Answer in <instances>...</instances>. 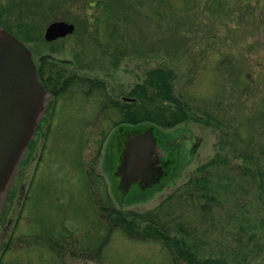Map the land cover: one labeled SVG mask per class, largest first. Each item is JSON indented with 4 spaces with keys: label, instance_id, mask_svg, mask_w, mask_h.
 <instances>
[{
    "label": "rangeland",
    "instance_id": "374dc122",
    "mask_svg": "<svg viewBox=\"0 0 264 264\" xmlns=\"http://www.w3.org/2000/svg\"><path fill=\"white\" fill-rule=\"evenodd\" d=\"M0 14L37 66L50 56L89 80L49 101L0 210V264H184L174 242L200 261L264 264V0H0ZM54 21L75 32L47 42ZM159 69L189 120L158 128L167 173L122 203L110 102ZM114 208L154 212L171 240L130 239Z\"/></svg>",
    "mask_w": 264,
    "mask_h": 264
},
{
    "label": "water",
    "instance_id": "95a60500",
    "mask_svg": "<svg viewBox=\"0 0 264 264\" xmlns=\"http://www.w3.org/2000/svg\"><path fill=\"white\" fill-rule=\"evenodd\" d=\"M74 32L73 24L57 21L46 28L44 37L51 43ZM53 97L40 78L28 46L0 27V210L20 164L27 158L29 145L37 139ZM167 166L155 127L128 131L114 175L119 179L121 201L135 185L141 191L159 186Z\"/></svg>",
    "mask_w": 264,
    "mask_h": 264
},
{
    "label": "trees",
    "instance_id": "16d2710c",
    "mask_svg": "<svg viewBox=\"0 0 264 264\" xmlns=\"http://www.w3.org/2000/svg\"><path fill=\"white\" fill-rule=\"evenodd\" d=\"M12 12L15 11L11 8ZM5 14L10 13V10H4ZM10 15V14H9ZM4 15L1 14V17ZM10 33H12L9 27H3ZM13 34V33H12ZM15 35V34H13ZM50 56H44L40 59V65L37 66L38 73L42 82L47 87L48 91L52 93L56 99L66 92L72 81H79L81 84L88 82L80 78L67 77L65 70L57 65L52 64L49 58ZM50 64L51 68L48 67ZM173 73L167 70H155L150 72L148 79L142 84L133 89L128 99L131 101H111V107L120 114L119 121L114 123V128L119 125H131L135 126L134 129L139 127H155L169 129L177 126L183 122L189 120V112L186 104L173 94L170 79ZM76 77V78H75ZM89 83V82H88ZM97 88L103 87V84L97 82ZM78 86V85H77ZM85 87V85H82ZM47 119V118H46ZM45 120V119H44ZM43 120L41 128H43L45 121ZM132 129V130H134ZM107 133H105V136ZM33 143L30 144V147ZM26 162V161H24ZM23 162V163H24ZM22 163V164H23ZM21 164V165H22ZM209 167V164L202 166L199 170L205 171ZM15 189L11 192L10 197ZM163 205L160 206L162 208ZM112 222L114 226H119L123 230L124 234L132 240L136 241H148L150 239H161L164 241H170L171 237L167 234V230L164 226L159 224L158 217L154 212H148L145 214H131L126 216L118 209L112 210ZM131 218L132 220H130ZM146 224L145 228H142L140 224ZM174 245L179 250V257L183 260L184 264H223L217 260H203L200 261L189 250H183L178 242H174ZM178 258L176 262L178 263ZM179 264V263H178Z\"/></svg>",
    "mask_w": 264,
    "mask_h": 264
},
{
    "label": "flooded vegetation",
    "instance_id": "af4514ba",
    "mask_svg": "<svg viewBox=\"0 0 264 264\" xmlns=\"http://www.w3.org/2000/svg\"><path fill=\"white\" fill-rule=\"evenodd\" d=\"M9 15V14H7ZM54 22H57V21H54ZM52 22V23H54ZM65 22V21H64ZM52 23H50L47 27H49ZM68 23V22H67ZM73 24V23H71ZM75 26V24H73ZM0 27H9L7 26L4 22H3V19L1 18V14H0ZM18 27V26H17ZM20 27H26V26H20ZM76 27V26H75ZM52 94V93H51ZM54 96V95H53ZM56 98L55 96L53 97V99ZM49 106V105H48ZM110 107V106H109ZM111 108V107H110ZM50 109L51 108H48L47 110V113H46V116L45 118L48 117V115L50 114ZM126 125V124H124ZM120 126V127H119ZM119 131H118V134L114 137V142H115V146H118V151L120 152L121 149L123 148V143H124V140H125V135L127 134V132L125 131L124 127H123V124L122 125H119ZM122 126V127H121ZM39 135H40V130H39V133L37 135V139L35 140V143L36 141L38 140L39 138ZM114 147V146H113ZM31 156V147H30V150H29V153H28V157ZM114 184H118V183H115V181H112ZM118 186V185H117Z\"/></svg>",
    "mask_w": 264,
    "mask_h": 264
}]
</instances>
